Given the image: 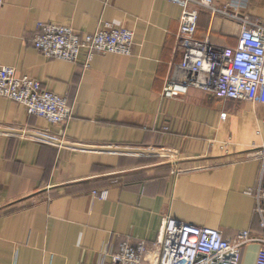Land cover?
I'll return each mask as SVG.
<instances>
[{"label":"crops","instance_id":"obj_1","mask_svg":"<svg viewBox=\"0 0 264 264\" xmlns=\"http://www.w3.org/2000/svg\"><path fill=\"white\" fill-rule=\"evenodd\" d=\"M214 3L227 15L201 9L197 36L219 48L238 45L228 14L264 23V0ZM181 16L168 0H5L0 64L67 98L74 119L51 125L0 97V264H110L127 238L155 242L166 215L227 238L264 235L247 194L261 179L264 105L196 89L163 97L181 59ZM40 23L129 29L133 54L100 55L87 69L48 60L33 47ZM103 191L107 200L94 196ZM260 249L246 246L240 264H256Z\"/></svg>","mask_w":264,"mask_h":264},{"label":"built area","instance_id":"obj_2","mask_svg":"<svg viewBox=\"0 0 264 264\" xmlns=\"http://www.w3.org/2000/svg\"><path fill=\"white\" fill-rule=\"evenodd\" d=\"M168 1L182 10L176 48L181 59L171 64L163 97L173 100L196 89L219 100L264 105V23L236 12L228 14L241 25V33L237 47L222 49L209 37L197 36L201 9L227 15L214 0ZM4 3L0 0V14ZM133 46V31L109 23H102L92 34L40 23L33 39V47L44 58L78 64L84 69L100 55L131 56ZM0 97L21 104L30 116L51 125H66L74 119L67 98L45 90L38 81L2 64ZM221 118L226 120L227 114ZM33 139L55 144L43 134H36ZM256 156L262 162L261 179L258 187L247 194L256 200V214L264 230V147ZM94 196L107 200L108 191L94 192ZM251 243L261 244L256 264H264V235L241 231L234 238H227L219 229L179 222L166 215L155 242L133 243L127 238L110 256V264H240L242 250ZM105 262L102 259V264Z\"/></svg>","mask_w":264,"mask_h":264},{"label":"rangeland","instance_id":"obj_3","mask_svg":"<svg viewBox=\"0 0 264 264\" xmlns=\"http://www.w3.org/2000/svg\"><path fill=\"white\" fill-rule=\"evenodd\" d=\"M161 153H159V155H160ZM164 154V153H163ZM166 155V154H165ZM169 156V155H168Z\"/></svg>","mask_w":264,"mask_h":264}]
</instances>
